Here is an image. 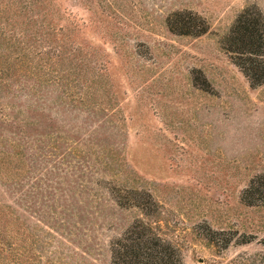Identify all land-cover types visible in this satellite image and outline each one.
I'll list each match as a JSON object with an SVG mask.
<instances>
[{
  "label": "rangeland",
  "instance_id": "374dc122",
  "mask_svg": "<svg viewBox=\"0 0 264 264\" xmlns=\"http://www.w3.org/2000/svg\"><path fill=\"white\" fill-rule=\"evenodd\" d=\"M251 6L0 0V264H112L136 221L182 264H264V85L222 48ZM185 10L208 32L171 33Z\"/></svg>",
  "mask_w": 264,
  "mask_h": 264
},
{
  "label": "trees",
  "instance_id": "16d2710c",
  "mask_svg": "<svg viewBox=\"0 0 264 264\" xmlns=\"http://www.w3.org/2000/svg\"><path fill=\"white\" fill-rule=\"evenodd\" d=\"M166 26L171 33L194 37L209 30L203 17L188 10L172 12ZM222 48L251 87L264 85V15L260 9L246 7L237 15ZM240 199L246 205L264 207V174L248 182ZM110 253L112 264H182L179 252L140 221L112 241Z\"/></svg>",
  "mask_w": 264,
  "mask_h": 264
}]
</instances>
